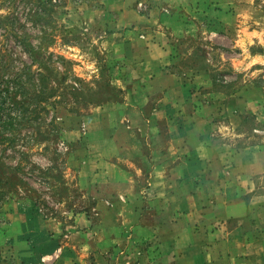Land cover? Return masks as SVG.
<instances>
[{
  "label": "rangeland",
  "instance_id": "obj_1",
  "mask_svg": "<svg viewBox=\"0 0 264 264\" xmlns=\"http://www.w3.org/2000/svg\"><path fill=\"white\" fill-rule=\"evenodd\" d=\"M133 1L147 18L141 26L118 25L116 12L97 0H0V116L11 122L0 128V210L9 205L52 223L46 242L38 237L42 249H23L34 258L20 264H205L207 235L197 222L174 236L167 235L169 224L144 234L127 229L116 233L117 244H97L105 236L95 229L98 199L113 191L100 180L110 179L111 162L135 178L130 192H137L147 212L156 210V194L165 192L167 199L166 190L184 213L188 193L196 207L204 196L214 198V190L218 196L223 186L237 183L234 191L249 211L241 231L258 230L253 235L264 240V172L243 181L233 165L240 160L233 150L264 153V0ZM129 36L144 42L150 72L142 73L143 59ZM31 47L40 52L39 61ZM155 72L172 75L184 90L182 102L171 107L170 123L159 122V128L188 122L200 145L224 157L223 170L207 171L215 179L211 186L193 171L192 182L185 170L176 171L191 137L161 138L174 149L161 146L166 181L157 184L154 120L162 112L161 94L146 90ZM130 158L132 169L125 164ZM149 220L141 223L151 225ZM172 243L179 249L172 250ZM194 245L198 257L189 262L187 247ZM175 255L179 260L172 262Z\"/></svg>",
  "mask_w": 264,
  "mask_h": 264
},
{
  "label": "crops",
  "instance_id": "obj_2",
  "mask_svg": "<svg viewBox=\"0 0 264 264\" xmlns=\"http://www.w3.org/2000/svg\"><path fill=\"white\" fill-rule=\"evenodd\" d=\"M97 1L100 3L106 2L105 8L116 12L118 25L141 26L147 21V18L135 9L133 0H114L116 2H109L110 0ZM129 39L131 41V45L137 46L139 50V61L143 59L142 73L150 72L149 61L152 56L148 54L149 51H147L144 42L140 39L132 38L131 36H129ZM135 55L138 56L137 53ZM160 59L161 58H157V62L154 65H159L158 62H161ZM161 69L162 68H160L159 71H161ZM154 74L156 76L152 78V80L148 81L151 83L152 87L147 88L146 90L155 89L156 92L161 94L158 104L159 109L162 112H159L154 120L156 137H160L157 141V145L153 147L155 148L154 153L160 156L158 164L156 165V171L158 173L160 171L159 175H155L157 184H159L160 181H166L162 166L165 161L162 160L165 151L161 148V146L168 147V150L174 149L172 142L167 143L166 146V144H164V140L161 141V138L164 139L166 137H171L172 140L177 142L180 138L191 137L192 146H189V148L184 151L187 157L180 161L181 164H183V167L176 166V171L180 168L181 170H185L184 177L188 178L189 181L191 180V182L193 177H196V175L198 179L202 181L208 178L210 181H206H208L211 186V183L215 181V179L211 178V173H208L207 171L214 168H217L219 172L223 170L222 167L224 165V157L220 159L217 156L218 152L213 150L212 147L208 148L205 146L204 148V146L200 145L197 139L199 132H197L194 125L190 126L188 122L185 124V127H178L171 124L167 130H161L159 128V122L165 121V123H167L169 122V118L173 117V115H171V107L175 106L176 103L179 104L182 102L184 90L182 85L180 83L178 84L176 82V78L172 75H168L166 72H155ZM143 102L147 101L144 100ZM164 105L169 107L166 109ZM165 109L168 111L163 112ZM135 113L137 114V112ZM134 116L137 118V115ZM142 118V115H140L139 119ZM188 125L192 128H188ZM165 131H167L169 135L164 137L162 133ZM247 150L248 149L246 148L241 149V152L239 153H236V150H233V153L236 154L235 158H237V160L240 159L239 161H234L233 165L240 171V176H242L241 180L243 181H247L252 175L264 172L263 150ZM115 153L119 156L118 146H115ZM125 164L128 169L134 168V163L131 158L130 160L128 159ZM107 165L109 170L108 172L111 173V177L107 181L103 179L100 181L109 185L110 190L113 189V191L102 195L103 197L98 199L97 205H99L101 214L97 219L95 229L97 231L96 233H102L105 234V236L97 239V244L100 243L99 240H104L106 244L108 242L111 245L117 244L116 233L126 232L125 230L127 229L137 228L139 229V232L144 234L148 233L152 227L161 229L167 227L169 224L171 225V231L168 232L167 235L174 236L178 234L183 227L189 229L191 227H195V223L197 222V224L199 223L198 226L201 224L205 225L204 233L207 235V238L205 239V247H203L205 250V264H264V240L259 239L256 235H253V233H257L258 230L254 229L248 234L245 231H241L243 225L242 222L248 220L249 218V211L242 203L244 202V199L242 198L241 193L237 192V189L240 186L237 185V183H229L225 187L223 186L224 190L218 195L220 196L219 198L216 196L217 192L215 190L211 193L209 186L208 192L214 196V198H210L213 200V206H207L209 194L204 196L202 200L203 202L200 205L196 206L201 207L200 209L193 206L195 204V196L193 194L189 195L188 193L187 209H183L184 213H182L179 208H175L173 206V202L175 201L174 195H170L173 191L171 190L169 193V191L166 190L167 199L164 198L163 195L165 192L156 194V197L151 200V203H158V206H156V210L154 209L151 212H147L148 208L142 205V199L137 195V192H130V187H133V185L135 186V182L133 181L135 178L130 175V173L128 174L123 172V169L119 168V166L115 163L111 162ZM191 171H193L196 175ZM178 182L179 183L176 182V184L181 183L179 177ZM170 186L172 185H169V187ZM234 186L237 187L236 191H234ZM121 193H123V195ZM101 199L109 201L111 206H105L102 203L103 200ZM199 200L201 201V199ZM177 201L179 202L178 199ZM241 205H243V209ZM204 206L207 207L202 208ZM31 214L32 213L29 211H23V213L18 212L15 207H11L9 205H5L1 208L0 264H20L23 260L29 262L31 258H34V256L28 251L23 253V249H31L33 251L35 249H42V246H39L42 240L38 237H43L44 242H46V235L49 228L52 226V223L50 221L43 220L40 216L37 217ZM145 217H147V219L148 217L150 218L149 221L151 222V225L141 223L142 219ZM181 221L183 224H181ZM35 229L38 231L37 237L35 235ZM192 235L195 240L196 233H194V230H192ZM110 239L111 241H109ZM32 240H36L37 242L32 243ZM33 244H37L38 247ZM26 246H29V248H26ZM178 247L179 246H175V244L172 243V250H177L179 249ZM195 248L196 245L187 247V257L191 259L189 262L197 260L198 253ZM23 255H26V257L22 258L21 256ZM177 256H172V262L179 260Z\"/></svg>",
  "mask_w": 264,
  "mask_h": 264
},
{
  "label": "trees",
  "instance_id": "obj_3",
  "mask_svg": "<svg viewBox=\"0 0 264 264\" xmlns=\"http://www.w3.org/2000/svg\"><path fill=\"white\" fill-rule=\"evenodd\" d=\"M30 52H31V56H32V58H33V61H39L40 59V52L38 51V50H34V48L33 47H31L30 48ZM44 66H45V64H43ZM45 69L48 71V72H50L51 70L50 69H48V67H46L45 66ZM41 83H42V85H43V88H46V87H48V85H47V78H46V74H43V75H41ZM10 126L11 125V122H10V118H3V117H1L0 116V128H5V127H7V126Z\"/></svg>",
  "mask_w": 264,
  "mask_h": 264
}]
</instances>
